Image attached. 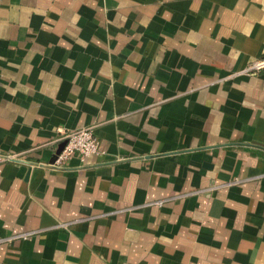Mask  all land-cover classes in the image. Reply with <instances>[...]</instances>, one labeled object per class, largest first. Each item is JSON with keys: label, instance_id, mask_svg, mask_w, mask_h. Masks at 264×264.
I'll return each mask as SVG.
<instances>
[{"label": "crops", "instance_id": "0c3cea01", "mask_svg": "<svg viewBox=\"0 0 264 264\" xmlns=\"http://www.w3.org/2000/svg\"><path fill=\"white\" fill-rule=\"evenodd\" d=\"M263 56L264 0H0V264H264Z\"/></svg>", "mask_w": 264, "mask_h": 264}, {"label": "built area", "instance_id": "2783aa9c", "mask_svg": "<svg viewBox=\"0 0 264 264\" xmlns=\"http://www.w3.org/2000/svg\"><path fill=\"white\" fill-rule=\"evenodd\" d=\"M264 70V56L250 61L242 70L245 74H256ZM64 143L52 162V167L63 168L67 161L76 156L80 160L93 154L99 153L98 141L91 126L62 133ZM12 159L11 157H0V161ZM14 159V158H13ZM236 182V181H233Z\"/></svg>", "mask_w": 264, "mask_h": 264}]
</instances>
